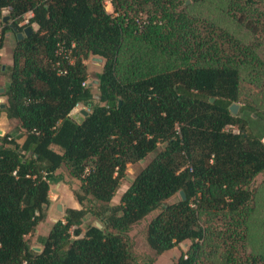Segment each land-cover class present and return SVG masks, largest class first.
Instances as JSON below:
<instances>
[{"label": "trees", "instance_id": "1", "mask_svg": "<svg viewBox=\"0 0 264 264\" xmlns=\"http://www.w3.org/2000/svg\"><path fill=\"white\" fill-rule=\"evenodd\" d=\"M108 2L111 11L105 0H0V49L15 29L2 25L3 9L15 26L27 13L38 26L16 35L7 102H0L19 127L0 136V264H133L129 230L156 209L146 229L156 254L189 240L175 264H201L207 232L199 218L219 213L233 229L217 232L227 235L220 264H239L233 232L248 216L250 183L264 171V143L263 132L229 106L238 101L242 70L264 80V0L225 6L247 40L189 13L186 0ZM59 44L71 50V63ZM90 56L104 59L96 94L85 83ZM78 103L90 106L80 123L70 116ZM151 152L111 204L127 164ZM62 165L80 181L72 191L80 207L51 223L37 251L26 235L45 219Z\"/></svg>", "mask_w": 264, "mask_h": 264}, {"label": "rangeland", "instance_id": "2", "mask_svg": "<svg viewBox=\"0 0 264 264\" xmlns=\"http://www.w3.org/2000/svg\"><path fill=\"white\" fill-rule=\"evenodd\" d=\"M229 0H201L199 2H190L186 0V9L189 13L210 18L217 24L227 26L231 31H235L239 37L246 38V32L243 30L232 18L225 13V6ZM105 9L112 10V6L108 0H105ZM3 15H8V19L3 21V26L13 24L14 30L9 29L5 33L4 45L0 49V102H7V97L4 94L11 67L13 65V52L17 45V32L24 34L23 29L25 26L30 25L33 32L37 31L38 26L35 23H30L28 18L30 13H27L24 18L14 25V19L10 17L8 9L2 10ZM21 28V29H19ZM19 38L20 40L23 38ZM252 41V37L249 38ZM249 40V41H250ZM255 42V41H254ZM258 49L264 56V43L259 39ZM86 64L87 79L86 84H89L94 94L97 88V74L102 71L104 59L99 56H90L84 60ZM255 69L242 70L239 75V98L236 102L238 104V114L246 120L247 123L252 125L254 133L263 132L262 142L264 143V80H261L255 74ZM96 97V95H95ZM80 108H88L90 106L78 103L71 111L70 114L78 113ZM81 116V115H80ZM227 129L238 132L236 125H228ZM7 132L16 135L19 132L18 121L15 118L9 119V128ZM6 132H1L2 136ZM155 155L154 152L148 153L143 159L127 164L126 177L121 179L120 185L111 199V204H117L122 192L128 187L131 179L137 172L144 167ZM61 175L58 182H51L49 185L48 196L50 199L49 206L46 211L45 219L38 225L37 229L31 234L26 235V240L32 247H40L38 237L44 236L47 233L51 223L57 219H62L65 209L70 206L73 196V190H79L80 181L72 177L66 166L62 165L56 171ZM253 190L252 200L247 204L249 210L245 223L235 229L237 239L233 241L239 264H253V256H261L263 260L257 264H264V171L257 174L253 181L250 183ZM168 199L166 201H171ZM60 204L61 208H57ZM80 207V205H78ZM97 206V205H96ZM98 207V206H97ZM159 209L151 211L143 219L131 226L129 236L133 242V264H175L181 252H185L190 241L185 240L176 245L175 247L164 251L161 254H156L146 242V229L149 220L157 213ZM91 219V217H87ZM200 224L206 228L207 242L204 244L203 250L199 260L201 264H220L223 258L226 243L224 238L227 236L217 234L218 231L228 228L226 219L219 213H212L211 216L202 215L199 218ZM36 250V249H34ZM38 251V250H37Z\"/></svg>", "mask_w": 264, "mask_h": 264}, {"label": "water", "instance_id": "3", "mask_svg": "<svg viewBox=\"0 0 264 264\" xmlns=\"http://www.w3.org/2000/svg\"><path fill=\"white\" fill-rule=\"evenodd\" d=\"M8 15H4L3 16V18H2V21H5L6 19H8ZM11 26H13V25H11ZM32 27L30 26V25H27V26H25L24 27V29H23V32H24V34H22V33H20V32H17V36H18V38H21L23 35H25V36H29L31 33H32ZM2 89L0 88V91H1ZM211 100H212V98H211ZM1 107H4V103H1ZM229 110H230V112L232 113V114H236L237 112H238V104L237 103H232L230 106H229ZM88 112H89V110H88V108H80L79 109V111H78V113H73V114H71L70 116H71V118L72 119H74L75 121H77L78 123H80L82 120H83V118L85 117V116H87V114H88ZM81 115V116H80ZM180 194H181V196H182V198H184V193H183V191H180ZM57 208L58 209H60L61 208V206H60V204H57ZM88 217V215L85 217V219ZM94 224L97 226V227H101L102 225H101V223L99 222V221H97V220H95L94 221ZM33 249H36V250H40L41 248L40 247H33Z\"/></svg>", "mask_w": 264, "mask_h": 264}, {"label": "crops", "instance_id": "4", "mask_svg": "<svg viewBox=\"0 0 264 264\" xmlns=\"http://www.w3.org/2000/svg\"><path fill=\"white\" fill-rule=\"evenodd\" d=\"M8 128H9V118H7L5 112H1L0 113V133L7 132ZM23 140H24V136H22L21 138H18L17 142L21 144ZM78 205H79L78 202L73 197L69 207L79 208Z\"/></svg>", "mask_w": 264, "mask_h": 264}, {"label": "built area", "instance_id": "5", "mask_svg": "<svg viewBox=\"0 0 264 264\" xmlns=\"http://www.w3.org/2000/svg\"><path fill=\"white\" fill-rule=\"evenodd\" d=\"M30 15H31V13H30ZM71 46L73 47L74 44L71 43ZM57 52L60 53V54H62V56H63L62 58H63V59H66L69 63L72 62L71 50H70V49L65 50V49L63 48V46H62L61 44H59V45H58ZM57 64H59V62H57ZM64 72H65V69H63V68H61V67L58 68V73H64Z\"/></svg>", "mask_w": 264, "mask_h": 264}]
</instances>
